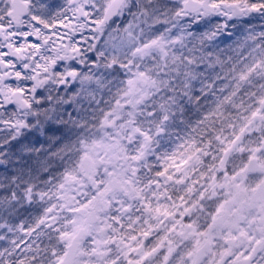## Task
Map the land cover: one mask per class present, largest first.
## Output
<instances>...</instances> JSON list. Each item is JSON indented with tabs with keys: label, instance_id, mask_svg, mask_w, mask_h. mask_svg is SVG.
<instances>
[{
	"label": "snow or ice",
	"instance_id": "obj_1",
	"mask_svg": "<svg viewBox=\"0 0 264 264\" xmlns=\"http://www.w3.org/2000/svg\"><path fill=\"white\" fill-rule=\"evenodd\" d=\"M214 16L264 0H0V264H264V30Z\"/></svg>",
	"mask_w": 264,
	"mask_h": 264
},
{
	"label": "flooded vegetation",
	"instance_id": "obj_2",
	"mask_svg": "<svg viewBox=\"0 0 264 264\" xmlns=\"http://www.w3.org/2000/svg\"><path fill=\"white\" fill-rule=\"evenodd\" d=\"M50 2H52V0H50ZM54 2L57 3L58 5L66 6L67 0H54ZM225 22H227L228 28L224 29L223 34H221L216 41L220 49H227L229 46H232L234 48L236 46V42L238 40L243 39V36L246 35L249 30H253L257 32L258 28L264 29V20H261L259 18H246L243 23H240L237 21H226V18L223 16H214L207 18V22L205 20H201L198 25H195L193 27L192 30L196 32H203L208 29H211L213 26L217 24H224ZM233 24H235L236 26L233 27ZM29 41L35 42V38L30 37ZM0 50L6 51L7 49H0ZM192 118L193 119L196 118L194 114L192 115ZM29 139L34 140L33 137H29ZM40 140L41 143H43V137H41ZM44 147H47V145H44ZM3 172L4 169L0 168V174H2ZM4 245L5 242L0 241V247Z\"/></svg>",
	"mask_w": 264,
	"mask_h": 264
},
{
	"label": "rangeland",
	"instance_id": "obj_3",
	"mask_svg": "<svg viewBox=\"0 0 264 264\" xmlns=\"http://www.w3.org/2000/svg\"><path fill=\"white\" fill-rule=\"evenodd\" d=\"M261 30H264V29H259V28H258V29H257V32H259V31H261Z\"/></svg>",
	"mask_w": 264,
	"mask_h": 264
}]
</instances>
